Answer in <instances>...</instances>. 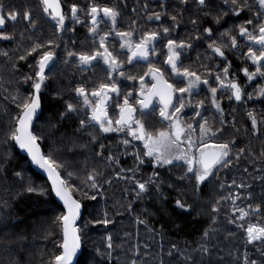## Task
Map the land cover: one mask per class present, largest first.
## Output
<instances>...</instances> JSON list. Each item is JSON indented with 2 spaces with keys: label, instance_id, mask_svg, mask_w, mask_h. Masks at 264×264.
I'll return each mask as SVG.
<instances>
[{
  "label": "trees",
  "instance_id": "obj_1",
  "mask_svg": "<svg viewBox=\"0 0 264 264\" xmlns=\"http://www.w3.org/2000/svg\"><path fill=\"white\" fill-rule=\"evenodd\" d=\"M3 1L6 0H0V6ZM61 1L68 6L79 5L84 12L88 11L90 2H101ZM130 1L135 4L137 16L133 17L140 19L138 30L142 37L153 32L161 37L162 30L169 29L168 36L157 42L154 59L150 61L167 79L171 75L166 68L169 40L189 47L190 54L187 58L182 54L179 69L196 73L200 80L209 81L211 88L219 84L217 74L221 77L220 70L219 73L216 70V53L209 48L212 42L233 66L229 72H234L235 77L241 78L243 67L256 70L251 65L249 49L259 55L260 47L247 35H240L241 26L252 35H259L264 16L257 13L264 10L256 0H247L238 9V15L231 0H205L203 6L198 0ZM30 2L31 17L46 18L39 13L43 12L41 0ZM14 10L22 12L20 17L24 18L22 9ZM156 13L160 14L158 22L152 21ZM249 20L251 24L247 23ZM45 27L47 34H53L52 42L61 44L62 55L90 54V48H84L85 53L79 48L82 39L80 43L72 42L64 32L61 40L57 31L50 29L49 22ZM205 29H211V35ZM231 37L236 38L235 47ZM33 46L36 45L31 42V49ZM225 65L227 62L223 61L220 68ZM148 66L137 65V72L127 70V78L135 77L133 80L137 81L138 76L147 73ZM8 82L5 75L0 85V264H50L52 257L62 251L59 245L63 232L58 218L66 211L56 200L49 181L31 168L11 138L18 126L17 117L23 114L18 105L31 98L32 93L28 88H12ZM176 85L184 87L181 83ZM240 85L246 88L244 80ZM261 91L258 83L251 87L248 93L253 99L247 106L235 104L229 92L222 95L224 112L233 119L226 125L238 132L232 145L236 156L217 170L198 192L193 181L185 190L176 184L168 177V168H160L158 177L153 174L145 177L142 168H133L127 162L124 177L117 178L121 168L106 159L105 151L94 149L85 137L66 127L59 120V107L45 100L31 133L37 137L43 156L50 163L55 162L52 167L65 182L64 188L83 207L76 226L81 238L77 264H264V238L249 243L246 231L249 225L264 227V95ZM208 103L205 95L207 111ZM199 106L196 101L195 112ZM249 113L256 119L255 128ZM207 115V125L215 131L220 127L219 121L211 117L210 111ZM157 122L158 129H163L165 124L160 119ZM89 176L95 177L96 187H92ZM138 183L145 184L146 190L141 192ZM29 188L34 191H28ZM171 196L189 203L192 212H177L168 199ZM257 206L259 212H253L251 209ZM237 209L250 214L241 220Z\"/></svg>",
  "mask_w": 264,
  "mask_h": 264
},
{
  "label": "flooded vegetation",
  "instance_id": "obj_2",
  "mask_svg": "<svg viewBox=\"0 0 264 264\" xmlns=\"http://www.w3.org/2000/svg\"><path fill=\"white\" fill-rule=\"evenodd\" d=\"M60 2L63 14L66 17L62 29L58 27L56 20L52 19L50 15L45 14L44 11L39 13H41V16L45 15L46 18L31 17L30 21L20 17L22 12H16L17 20L6 21L4 28L0 29V33L12 37L8 40L0 39V85L1 83L3 84L4 76L7 75L8 83L12 88L23 87L30 89L32 93L31 98L38 95L39 115L42 111L45 100L58 106V113L60 115L59 120L62 123H65L66 127H69L75 135L85 137L87 142L92 143L94 149L105 151L107 153L106 159L121 168L119 171L121 174H118L116 176L117 178L124 177L123 175L126 173L125 166H127V162H130L132 166H134L133 168H142L145 177L151 174H153L154 177H158V171L160 168L164 170L168 168V177L176 184L182 186L184 189V187L188 188L193 181L196 185L197 192L200 191L217 170L225 166L236 156L232 145L233 142H235V140H233L234 135H237L238 132L229 130L228 125H226V123L232 122L233 119L231 114H226L224 112L222 95L229 92L231 99L235 104L249 105L253 99L251 94L248 93L251 87L258 83L260 89L264 90V79H262L261 74L257 73L256 70L252 71L246 67L249 70V73H256L255 75H257V78L253 79V82H248L249 78L248 76L243 75L242 70L240 73L241 78L235 77L234 72H229V70H233V66H230L224 57L215 54L214 57L217 60L216 70L217 73H219L220 70L222 77L221 78L217 74V76L220 77V80H217L216 76V80L219 84L216 88L215 99L219 104V109H217L212 103L210 83L205 84L203 83V80L196 83V86L190 90V94L185 93L181 95L180 93H174L172 103L178 105L182 100L185 105L181 112L176 113V117H178L181 122V127L185 129L184 136H182V140H185V142L180 145V151L183 152L185 159H174L171 164H162L156 160L155 155H147L148 149L145 148V140L134 138L130 134L127 126H124L122 130L104 132L100 129L99 124L91 120V116L93 107L96 106L98 101H103L100 106L106 110L107 116L102 119H104L105 124L107 120H112V127L119 128L120 126L115 124V120L119 119L120 108L124 104L125 97H127L129 104L135 109L133 112V119L139 120L140 123L144 125L147 133H151L155 138L161 131H174L170 128L171 122L164 120L160 116V110L164 105L161 103L160 95L156 94L158 93V90H156L157 84L160 80H163L167 84L173 85L174 88H178L176 83H181L184 87H187L189 79L195 80V77L185 78L177 75L172 71L171 65L166 61V68L171 71L170 79H167L156 67L150 64L151 59H154L153 51L157 42L161 38H166L168 33H165L163 29V35L161 37L156 36L154 40H148L145 46L148 48V58L146 61L135 59L134 61L131 60L129 63L128 60L131 56L129 46L134 49L135 45L145 37H142L141 32L138 30L140 19L133 17L137 15H135V4L132 1L101 0V2H90L88 11L85 12L79 5H76L78 7L77 16L79 17V22L71 18V6L75 4H69L68 6L61 0ZM1 3L5 13L15 11L14 9L17 8L22 9L24 11L23 13L26 11L29 12L32 6L30 0L16 2L15 0H10V2L9 0H6ZM93 5L100 7H114L119 12L115 24H113L110 18H105L102 13H99L97 15L98 24L96 26V31H90L93 25L91 23L92 18L89 15V9ZM34 6L36 7V4H34ZM41 7H44L42 3ZM130 13H132V16H129ZM152 19V21L158 22L155 17ZM46 22H49L52 25L50 29L57 31L58 37L61 40L63 39L64 32L70 37L72 42L80 43V39H82V44L79 48L83 50L84 48H90L89 55H95L97 52L104 53V49L100 47V40L101 37H106L104 41L105 47L117 59L120 66L114 70L113 67H109L108 64H105L103 56H97L96 59L90 61L89 64H82L79 60L81 54H78L77 52H70L75 54L71 56L68 52H65V54L62 55L61 44L52 42L53 34H47L45 32ZM129 31L132 33L130 38H122L117 35V32ZM38 38L39 40L36 42ZM31 42L34 45H41V47L37 48L36 51H32L35 46L31 49ZM121 45L124 46L122 47ZM254 45L260 47L255 41ZM167 50L169 52L168 46ZM174 50L178 53L176 64L179 69L182 54L187 58L190 54V50L189 47L185 46L174 47ZM45 52H51L52 59L46 62L43 73L44 79L43 81H40L36 73L39 71L40 57ZM83 52L85 53V50ZM22 56L24 59H20ZM223 61L227 62V65L221 69L220 67ZM262 62L264 61H261V63ZM139 64L149 65L147 73L142 77L138 76L137 81L132 78H127V70L132 69L137 72L136 70H138V68H136V66ZM252 66L254 65L252 64ZM226 67L228 68L227 76H225L224 73ZM121 73H123V75H121ZM28 77H32V79H28ZM153 77H155V79ZM141 78L143 79L141 80ZM242 80L245 81V89L240 85ZM221 81H223L224 84H227L229 81H236L238 86L241 87V99L237 101L232 95L233 90L227 87H222ZM36 82H41L39 93H36V90L33 87V84ZM259 83H261V85ZM113 84L116 86V92L110 90V86ZM101 85H109V88L103 89L99 96H93L92 93L100 90ZM79 88H83L87 94L89 100L87 105L84 103V96L78 95L77 93V89ZM203 94L208 96L211 117L216 121H219L218 125H220V127L214 131L206 124V128H208L209 131L201 137L199 126L205 123L208 116L207 113L209 112L204 106L205 95ZM140 101H142L143 104H147L148 107L145 108L142 103H139ZM196 101L200 103L198 112H195L194 110ZM69 104L74 106L75 111H68ZM169 111L171 112L172 109L170 108ZM197 113H199V115H197ZM39 115L37 117H39ZM158 119L165 124L161 130L158 129ZM82 121L84 122L83 126L81 124ZM189 124L192 125L191 129L187 128ZM222 124H224L223 127ZM132 127L133 129H136L137 125L133 123ZM188 136L191 137L192 147H189L186 140V137ZM124 141H128V143L125 144ZM205 142L209 146L219 143H229V155L225 158L223 163L217 165L218 167L215 168L209 178L202 183H198L195 179L194 173H189L187 171L189 164L185 161L191 160L194 170L199 168V149L204 148ZM204 150L207 152L214 151L211 147L204 148ZM176 151L175 148L172 149L173 153ZM168 199L175 201V204L173 203L172 207L177 212L182 214H190L192 212L189 203L184 202L175 196H171ZM178 200L185 205L184 208L177 206L176 202Z\"/></svg>",
  "mask_w": 264,
  "mask_h": 264
},
{
  "label": "snow or ice",
  "instance_id": "obj_3",
  "mask_svg": "<svg viewBox=\"0 0 264 264\" xmlns=\"http://www.w3.org/2000/svg\"><path fill=\"white\" fill-rule=\"evenodd\" d=\"M182 2H187V0H182ZM227 2V0H225ZM257 4L259 5V8L264 10V0H256ZM41 3L44 5L43 11L45 14H48L51 16L52 19L56 20L57 25L59 28H63L65 24V15L61 11V5L60 0H41ZM198 3L203 6L205 4V0H198ZM231 3L236 6V14H239L238 9L242 6H245L247 4V0H243L241 3V0H231ZM78 7L76 5L71 6V18L73 20H76L79 22V17L77 16ZM99 13H102L105 18H110L115 24L116 17L119 15V12L114 7H100L93 5L89 9V15L91 16V23L93 27L90 29V31L95 32L96 26L98 24L97 21V15ZM257 16H264V11H260L257 13ZM151 19V17H149ZM24 19L25 20H31V14L30 12L24 13ZM155 19H160V14H155ZM172 19L175 21L176 17L173 16ZM17 20V13L15 11H9L5 13V10L3 6H0V29L4 28L6 21H16ZM248 24H251L252 21L249 20L247 22ZM34 26V22H33ZM169 31L168 28L164 29V32L167 33ZM205 32H207L209 35H211V29H205ZM117 35L120 37H131L132 33L129 32H117ZM240 35L241 36H248L249 40L255 41L258 45H260L259 48V55H255L251 48L249 49V55L253 62V64L259 65L256 68V72L260 73L262 76H264V71H261L262 68H264V64H261V61H264V23L259 25V35L255 36L248 32V30L241 26L240 28ZM12 37L7 34L0 33V39L8 40ZM156 38V33H149L146 34L143 39L139 43L135 45V48L132 49L131 46H129V50L131 51V56L129 57L128 62L130 63L133 58H147V48L145 47L148 40H154ZM106 37H101L100 40V47L104 49V53L97 52L95 55H88V54H81L79 56V60L82 64H89L90 61L95 60L97 56H103L105 64H108L109 67L115 68L119 67L117 59L113 56V54L105 47L104 41ZM231 44L233 47L237 45V41L235 37H231ZM122 47L124 45H121ZM185 45L181 42L177 44L173 40H169L168 42V49H169V56L167 59V62L171 65L172 71L176 73L177 75L183 76L185 78L189 77H195V80L189 79L187 87H179L174 88L173 85L167 84L165 82V88L162 91H159L158 95L161 97V103L164 105V107L160 110V116L164 120L170 121V128H172L174 131L168 132V131H161L159 132L158 136L155 138L151 133H147L145 131L144 125L140 123L139 120L133 119V112L135 111L134 107L129 104L128 98L125 97L124 104L120 108V117L119 119L115 120V124L120 126L119 128H113L112 120H107L106 124L104 122V119L107 116L106 110L102 108L100 105L103 103V101H98L96 106L92 109V116L91 120L95 121L97 124L100 125V129L104 132H110V131H118L122 130L124 126H127L130 134L136 138V139H142L145 140V148L148 149L147 155L153 156L155 155V158L157 161L161 162L162 164H171L173 160H181L185 159L183 152L180 151V145L185 142V140H182V136H184L185 129L181 127V122L178 117H176V113L181 112V110L184 108V103L182 100L178 103V105H174L172 103L173 101V94L174 93H180L181 95L185 93L190 94V90L196 86L197 82H200V77L196 75L194 72H189L187 69H184L183 71H180L177 68L176 59L178 57V53L174 51V47H184ZM41 45H36L32 51H36L37 48H40ZM209 48L212 49L214 53L217 55L223 57L224 53L221 50L220 47L215 46V42H212L209 44ZM6 55V53H5ZM69 55H75L74 53H69ZM20 59H24V57H20ZM52 59V53L51 52H45L39 60V71L36 73L37 77H39L40 81H43L44 76V69L46 66V62L50 61ZM158 71V70H157ZM245 75L248 76V78L251 80L256 73H249L247 69L244 70ZM225 76L228 74V68L226 67L224 69ZM123 75V73H121ZM132 79H135V77H131ZM155 79V77H153ZM28 79H32V77H28ZM143 78H141L142 80ZM217 80H220V77L217 76ZM203 83L207 84L208 81L204 80ZM222 87H227L233 90L232 95L235 97L237 101L241 99V87L238 86L237 83L229 81L227 84H224L223 81H221ZM34 89L36 90V93H39L41 88V82H36L33 84ZM155 87V86H154ZM109 88V85H101V89L98 91H94L92 93L93 96H99L101 94V91L103 89ZM110 90L113 92H116V86L113 84L110 86ZM212 93V103L219 109V104L216 102L215 95H216V88L210 89ZM78 95L84 96V103L87 105L89 103L87 94L85 93V90L83 88L77 89ZM130 95V94H129ZM261 95H264V90L261 91ZM139 103H142L140 101ZM143 106L146 108L148 107L147 104H143ZM18 107H21L23 109V114L21 116L17 117L18 126L15 128V130L12 133L11 138L14 139L21 148L27 149L29 155L32 156V159L34 162L39 164L41 168H44L46 171H48L50 177H53V190L55 191L56 195L60 197L61 200H63L65 208L67 209V214L62 215L58 219L61 221L62 224V232H63V241L59 245L62 249V251L59 254H55L50 264H72V258L76 254V251L80 247V241L81 238L79 236V229L75 226V222L77 218L80 215V203L73 199L68 192L64 188V181L59 178L58 175L55 173V169L52 167V164L55 163L52 161L49 162L48 159H46L44 156L40 155L39 148L37 147L35 141L37 140V137L32 135L28 130V125L32 119L33 114L36 112V109L39 107V96L36 95L33 98H29L22 104L18 105ZM172 109L170 112L169 109ZM68 111H75V108L72 104L68 105ZM199 115V113H197ZM249 117L252 120V125L255 128L256 126V119L252 115V113H249ZM83 121L81 122L83 126ZM135 123L137 125L136 129H133L132 125ZM207 121H205L204 124H201L200 132L201 137H203L209 129L206 128ZM188 129L192 128V125L189 124L187 126ZM139 133V134H138ZM215 134V133H213ZM186 140L188 142L189 147H192V141L191 137H186ZM125 144L128 143V141H124ZM213 148L214 151L207 152L204 150V148ZM175 148L177 151L175 153L172 152V149ZM204 148L199 149L200 151V157H199V168L195 169L192 167V161L186 160L185 162L189 164V167L187 171L189 173H194L195 179L198 183L204 182L211 174L212 169L220 165L225 161V158L229 155V143H219L209 146L206 142L204 143ZM71 175V173H69ZM89 180L93 181L92 187H96L95 184V177L89 176ZM138 187L141 192L145 191V184L138 183ZM28 191H34V189L29 188ZM94 198V197H93ZM177 206L184 208L185 205H183L179 200L176 202ZM251 208V206H249ZM215 210V209H214ZM253 212H259V207L251 209ZM239 211L240 216L239 218L243 220L246 216H248L250 213L249 211L245 209H237ZM105 224L108 223L107 220L104 221ZM247 234H248V241L251 243L254 240H261L264 238V227H258V226H252L249 225L246 228ZM109 248H111V244L108 245ZM135 264V262H133ZM252 264H255V262H252Z\"/></svg>",
  "mask_w": 264,
  "mask_h": 264
},
{
  "label": "water",
  "instance_id": "obj_4",
  "mask_svg": "<svg viewBox=\"0 0 264 264\" xmlns=\"http://www.w3.org/2000/svg\"><path fill=\"white\" fill-rule=\"evenodd\" d=\"M60 5H61V2H60ZM61 11H62V13H63L62 6H61ZM147 50H148V48H147ZM147 58H148V57H147ZM147 58H139V57H137V58H133L132 61H134L135 59L146 61ZM164 88H165V82H164L163 80H160V81L158 82V84H157V89H156V90H158V92H159V91H162ZM38 115H39V107L36 109V112L33 114L32 119H31V121H30V123H29V125H28L27 130H28L30 133H31V128H32L33 122H34V120L37 118ZM31 134H32V133H31ZM15 143H16V147H17L18 151H19V152H20V153H21L26 159H28L31 168H32L35 172H37L38 174H40L41 176H43L45 179H47V180L49 181L51 187H52V190H53V177H50L48 171H46L44 168H41V167L39 166V164H37L36 162L33 161L32 156L29 155L27 149H25V148H21L20 145H19L16 141H15ZM35 143H36L37 147L39 148V153H40V155L43 156L40 146L38 145V143H37L36 141H35ZM216 167H218V166H215V167L212 169V172L215 170ZM54 169H55V168H54ZM55 173H56V175H58L59 178L61 179V177H60V175L58 174V172H57L56 169H55ZM211 175H212V174H211ZM211 175H210V176H211ZM210 176H209V177H210ZM209 177H208V178H209ZM65 190H66V189H65ZM66 191H67V190H66ZM67 192H68V191H67ZM53 194H54L56 200L58 201V203H59V204L65 209L66 214H67V209L65 208V205H64L63 200H61L60 197H58V196L56 195V193H55L54 190H53ZM68 194H69L73 199H75V198H74L69 192H68ZM75 200H76V199H75ZM80 205H81V204H80ZM82 215H83V207H82V205H81V208H80V215H79V217L77 218V220H76V222H75V226H77V224H78L80 218L82 217ZM80 255H81V241H80V247H79V249L76 251V254H75V255L73 256V258H72V264H77Z\"/></svg>",
  "mask_w": 264,
  "mask_h": 264
},
{
  "label": "rangeland",
  "instance_id": "obj_5",
  "mask_svg": "<svg viewBox=\"0 0 264 264\" xmlns=\"http://www.w3.org/2000/svg\"><path fill=\"white\" fill-rule=\"evenodd\" d=\"M175 51V50H174ZM250 61H251V65L253 64V62H252V60H251V58H250ZM254 66H256V67H258V65L257 64H253ZM245 69H247L246 67H243L242 68V73H243V75H245ZM247 71L249 72V70L247 69ZM247 76V75H246ZM245 76V77H246ZM257 78V75H255L251 80L250 79H248V82L249 83H251V82H253L254 80L253 79H256ZM235 83H237L236 81H235ZM238 84V83H237ZM260 85H261V83H259ZM117 175H118V173H116ZM175 204V201H172V204Z\"/></svg>",
  "mask_w": 264,
  "mask_h": 264
}]
</instances>
